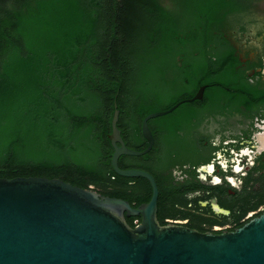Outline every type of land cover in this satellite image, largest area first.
Instances as JSON below:
<instances>
[{"label":"trees","instance_id":"1","mask_svg":"<svg viewBox=\"0 0 264 264\" xmlns=\"http://www.w3.org/2000/svg\"><path fill=\"white\" fill-rule=\"evenodd\" d=\"M164 1L0 0V178L60 179L135 208L151 200L148 180L122 177L112 166L116 106L126 146L144 151L142 122L155 113L156 97L166 95L172 106L211 84L207 96L215 102L228 94L217 82L238 90L231 96L245 94L246 87L234 86L236 62L224 35L261 0ZM197 104L151 120L153 149L119 159L121 169L156 179L162 226L178 218L186 192L213 189L172 178L170 148L185 146L177 131L193 127ZM193 218L186 227L203 233L219 223ZM126 219L133 228L141 223Z\"/></svg>","mask_w":264,"mask_h":264},{"label":"water","instance_id":"2","mask_svg":"<svg viewBox=\"0 0 264 264\" xmlns=\"http://www.w3.org/2000/svg\"><path fill=\"white\" fill-rule=\"evenodd\" d=\"M205 88L143 120L142 135L149 143L144 151L126 146L116 106L109 135L112 166L122 177L148 180L153 190L151 200L139 207L60 179L0 178V264H264V213L220 234L162 226L156 179L146 171L119 167L122 156L141 157L153 149L151 120L201 100ZM126 216L141 217V223L133 228Z\"/></svg>","mask_w":264,"mask_h":264},{"label":"flooded vegetation","instance_id":"3","mask_svg":"<svg viewBox=\"0 0 264 264\" xmlns=\"http://www.w3.org/2000/svg\"><path fill=\"white\" fill-rule=\"evenodd\" d=\"M224 36L232 45L236 62L234 86L246 87L243 90L246 93L231 96L237 89L217 82L216 88L228 94L214 102L207 96L211 84L201 85L198 91L206 87L201 100L185 102L168 114L198 102L193 127H180L177 131L181 141H186L184 147L195 153L186 154L188 149L180 145L170 148L174 163L172 178L176 185L195 181L213 189L186 192L182 204H177L182 211L178 218H168L165 222L188 226L194 216H206L219 222L210 227L213 233L232 231L239 222H249L264 213V49L245 54L227 34ZM178 60V66L183 67L181 57ZM198 91L190 98L178 100L169 109L192 99Z\"/></svg>","mask_w":264,"mask_h":264},{"label":"rangeland","instance_id":"4","mask_svg":"<svg viewBox=\"0 0 264 264\" xmlns=\"http://www.w3.org/2000/svg\"><path fill=\"white\" fill-rule=\"evenodd\" d=\"M164 3L171 7L168 1L165 0ZM237 17L239 20L237 26L226 32L233 43L245 54H256L257 51L264 49V0L257 2L251 11ZM170 102V99L163 94L155 98L152 109L154 112L165 111L171 106ZM169 160L167 156L166 161ZM182 160L179 159V161Z\"/></svg>","mask_w":264,"mask_h":264}]
</instances>
